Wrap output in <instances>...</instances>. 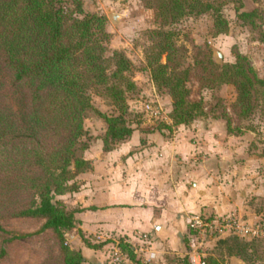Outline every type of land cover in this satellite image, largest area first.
<instances>
[{
    "label": "trees",
    "instance_id": "1",
    "mask_svg": "<svg viewBox=\"0 0 264 264\" xmlns=\"http://www.w3.org/2000/svg\"><path fill=\"white\" fill-rule=\"evenodd\" d=\"M227 1L143 0L146 8L155 10L160 27L151 32L157 53L150 58L149 68L155 85L173 100L174 126H187L205 113L203 101L192 100L186 86L190 70L169 72L176 51L175 33L166 28L187 17L211 15L215 35L227 34L229 25L222 14ZM230 1L236 4V12L246 25L258 28L257 21L264 25V10L241 12L243 0ZM74 8L70 10L65 0H0V182L9 187L15 199L25 196L28 200H20L13 208L16 216L46 221L35 235L48 230L57 235L62 264L86 263L82 252L66 243L67 233L77 230L75 215L79 210L67 208L57 197L78 192V176L94 169L92 162L80 155L89 147L81 139L86 135L85 119L89 112H95L91 93L109 99L117 111L112 116L96 111L107 124L102 141L105 152L128 142L135 132L126 99L127 93L136 89L128 75L132 63L122 51L108 56L111 36L105 17H75L76 13L83 14L81 0H74ZM260 40L264 42L262 30ZM164 55L166 64L161 63ZM235 57V63L218 65L210 48L199 47L195 66L202 88L234 86L237 99L231 110L238 119H248L259 102L264 111V92L260 94L264 77L245 56L236 53ZM6 81L14 95L9 103L4 100ZM213 119L225 120L230 135L244 134L242 127L233 126L227 110L220 116L214 113ZM0 232L7 234L1 225ZM78 232L90 249L100 250L110 242L93 244ZM30 236L14 235L9 240ZM260 245L264 246L263 240L234 235L218 241L228 256L246 264L261 261ZM118 247L130 261L139 264L131 245L120 241ZM5 256L2 248L0 259ZM204 264L221 262L209 255L204 257Z\"/></svg>",
    "mask_w": 264,
    "mask_h": 264
},
{
    "label": "rangeland",
    "instance_id": "2",
    "mask_svg": "<svg viewBox=\"0 0 264 264\" xmlns=\"http://www.w3.org/2000/svg\"><path fill=\"white\" fill-rule=\"evenodd\" d=\"M65 1H67L70 10L75 9L74 0ZM81 3L83 14L76 13L75 17L83 19L87 15H99L106 18V30L111 36L108 44L110 51L108 56H111L113 51H122L132 63V69L128 75L134 81L136 89L128 92L126 99L133 128L139 130L141 135H146L147 131L150 132L153 128L164 130L166 135L175 134L179 126L173 125V100L166 91L158 89L152 80L151 69L149 68L150 58L154 53H157V50L154 49L155 40L151 32L160 29L155 10L146 8L143 0H81ZM243 5L241 12L251 11L255 8L264 10V0H243ZM222 14L229 25L227 34L215 35L214 21L211 15L187 17L172 27L166 28V30L175 33L173 44L176 51L173 53V62L169 72L182 74L184 70L189 69L190 79L186 86L191 99L203 101L205 115L197 117L189 125L198 121L201 124H207L211 120H222L213 119L214 113L220 116L227 110L233 120V126H240L244 130L241 137L245 139L240 140L237 146L239 148L245 147L246 157L245 159L236 160V167L239 168L237 171H240L242 175L237 173L235 179L240 176L244 177L243 175L248 177L256 173L255 176L245 180V188H252V190L254 188L257 192L256 194L250 192L248 197L244 196L242 203L245 212L241 213V210H236L226 215H236L245 221L255 222L264 220V111L261 108V102H259L255 113L250 118L238 119L231 110L237 99L234 86L222 85L214 90L202 88L198 80V68L195 66V61L199 47L210 48L212 59L218 65L235 63V54L240 53L249 60L258 75L264 77V42L260 40L264 25L262 26L260 21H257L258 28L246 25L236 12V4L230 0L222 7ZM161 63L166 64V55L162 57ZM260 91V94H262L264 89H260ZM4 92L6 94L4 100L8 103L11 102L14 95H12L9 81H6ZM91 95L95 112H89L84 122L86 135L81 139V143L89 146L85 152L80 153L84 158L87 157V152L92 148L96 152H100L101 148L95 147L103 143L107 131L106 122L97 115L96 111L108 116L117 114L109 99L96 93H91ZM214 110L216 112L212 113ZM259 159L263 160L260 161ZM246 163L252 165L253 170L251 172L243 169L246 167ZM97 167H100L99 163ZM98 173L100 172L98 171ZM85 174L78 176L79 179L76 180L78 184L85 178ZM2 194L5 196L2 197ZM68 195L59 196L57 199L66 203ZM13 198L9 192V187L0 182V225L7 232V234L0 232V250L2 248L6 250V256L0 259V264H62L63 256L57 235L52 230H48L41 235H35L46 221L41 218L16 216L13 208L21 199ZM25 198L24 196V199L21 200L23 203L28 201ZM65 206L70 209L67 203ZM246 212H250L251 215ZM202 214L207 217L215 215L208 212ZM187 228L186 247L188 250L185 252L184 236L181 237V243L183 244L181 252H173L172 249H161L158 258L151 257L154 253L151 252L148 245L140 246L130 239L116 238L115 241L108 240L112 241L113 244L103 250L104 255L101 257L103 260L100 259L101 262L99 263L137 264L130 261L128 256L118 247L117 243L124 241L134 248L139 264H185L186 262L192 264L189 258L191 252L190 232L189 227ZM14 235L33 236L10 241L9 239ZM229 236L231 235L216 237L214 234H208L200 252L203 253L204 257L214 255L221 264H246L237 257L228 256L226 249L218 246L219 240L226 239ZM87 240L93 243L90 239ZM75 241L78 243L80 241L85 246L84 239L78 230L67 233L66 243L71 249L79 251V246ZM258 250L262 258L261 261H256L255 264H264V246L260 245ZM116 253L119 254V262L115 261ZM85 264H97L96 258L91 257L86 260Z\"/></svg>",
    "mask_w": 264,
    "mask_h": 264
},
{
    "label": "crops",
    "instance_id": "3",
    "mask_svg": "<svg viewBox=\"0 0 264 264\" xmlns=\"http://www.w3.org/2000/svg\"><path fill=\"white\" fill-rule=\"evenodd\" d=\"M147 132L135 130L128 142L110 152L103 143L95 147L100 152H87L85 159L94 169L85 174L79 191L66 197L70 208L79 210L77 230L85 239L93 244L116 238L137 242L144 233L151 237L148 247L158 258L161 249L181 252L182 236L184 252L188 250L187 227L193 214L245 212L244 196L257 192L246 189L245 180L256 173L235 179L237 173L242 175L236 160L246 157L245 147L237 144L245 138L228 134L225 121L182 125L173 135L156 128ZM245 165V171L253 170ZM75 242L85 259L94 257L97 264L113 244L94 250Z\"/></svg>",
    "mask_w": 264,
    "mask_h": 264
},
{
    "label": "built area",
    "instance_id": "4",
    "mask_svg": "<svg viewBox=\"0 0 264 264\" xmlns=\"http://www.w3.org/2000/svg\"><path fill=\"white\" fill-rule=\"evenodd\" d=\"M189 232L191 240V252L189 258L192 264H204V255L200 252L203 248L208 234L216 237L234 235L242 239H260L264 241V220L250 222L245 221L236 215L204 216V214H193L189 218ZM137 244L148 245L149 236L144 233L138 234ZM116 262L120 261L119 254L116 253ZM155 258V254L151 255Z\"/></svg>",
    "mask_w": 264,
    "mask_h": 264
}]
</instances>
